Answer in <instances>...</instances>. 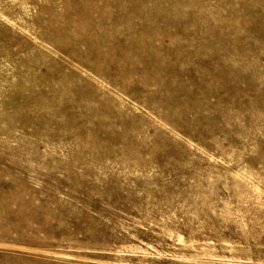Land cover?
<instances>
[{"label": "rangeland", "instance_id": "obj_1", "mask_svg": "<svg viewBox=\"0 0 264 264\" xmlns=\"http://www.w3.org/2000/svg\"><path fill=\"white\" fill-rule=\"evenodd\" d=\"M0 264H264V0H0Z\"/></svg>", "mask_w": 264, "mask_h": 264}]
</instances>
